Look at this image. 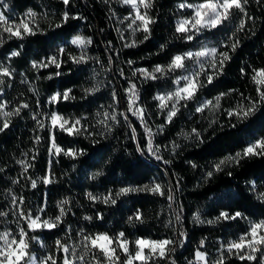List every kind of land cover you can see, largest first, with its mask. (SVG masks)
Returning <instances> with one entry per match:
<instances>
[{
  "label": "trees",
  "instance_id": "16d2710c",
  "mask_svg": "<svg viewBox=\"0 0 264 264\" xmlns=\"http://www.w3.org/2000/svg\"><path fill=\"white\" fill-rule=\"evenodd\" d=\"M6 2L10 6L6 15L17 21L25 17L29 10L34 12L37 31L23 40L9 39L4 34V42L0 46V61L14 69L13 78H5V84L0 86V102H7L6 111L13 110L22 102L30 105L19 116L11 117L9 129L0 133V211L8 213L7 216H0V231H18L12 195L24 197L25 212L31 210L35 213L40 206H45V211L41 213L43 219L58 215V202L67 199L69 204L64 205L68 210L63 218L64 223L56 229L30 233L40 236L45 245L41 248L39 244H32L30 251L38 256L51 253L60 264L64 253L57 252L55 241L59 238L64 244L74 246L80 240L76 233L83 228L86 233L107 232L109 235L124 231L130 241L137 236L177 241L171 257L176 264H188L189 260H193L203 239L205 245L201 250L208 254L209 264H215L219 259L217 250L221 242L238 238L247 231L250 221L264 220V201L257 199L256 195V192H264V157L253 156L240 160L239 164H225L221 171L213 168L221 159L235 156L249 142L264 137V105L243 122L235 117L229 118L226 111L235 108L242 96L258 99L250 77L253 68H264V2L248 0L245 9L254 19L244 17L246 27L237 33L240 44L234 52L220 48V43L227 40L239 24L243 14L238 11L233 12L232 22L205 31L198 40L186 43L175 34L176 20L191 15L190 10L177 8L182 0H154L148 12L155 23L151 25V33L146 41L142 31L132 37L125 23H120L128 11L116 0H71L68 7L62 0ZM189 2L198 3L199 0ZM64 11L82 19H70L57 28L56 24L61 23ZM117 29L123 32L124 40ZM77 34L92 38V44L86 49L92 59L87 63L74 64L69 59V54H80V50L70 44ZM133 38L137 40V46L125 48L123 45ZM162 44L166 45L164 50H161ZM202 45L228 51L231 59L212 84L200 89L196 101L181 107L173 122L167 124L163 132H157V126L163 123L164 116L159 114L153 97L172 90L175 87L172 79L183 73L177 70L174 75L170 74V78L142 80L132 76L133 69L146 68L151 71L157 64L167 65L173 55L199 50ZM61 46H66L67 51L62 57L64 63L60 69L54 65L39 70L32 67L33 61L40 62L45 57L58 54ZM13 50H18L20 54L10 61L5 59ZM129 60L134 64L129 65ZM188 63L191 65L190 61ZM242 68L244 74L241 73ZM121 70L124 77L120 75ZM56 72L61 75H55ZM129 80L137 84L140 94L138 103L145 109V120L153 132H157L153 143L160 148L157 155L162 157L161 161L147 151L144 154L137 151L138 144L142 148L146 146L147 137L140 120L127 112L125 89ZM96 84L101 85L98 92L85 93L86 88ZM67 89H72L71 96L74 98L48 105V98L52 94L63 93ZM113 89L118 93V103L112 100ZM220 93L227 95L220 100L219 109H208L203 114L195 112L198 100L213 99ZM37 101L43 105L42 111L45 113L51 110L65 117L86 118L82 124L95 135L69 136L55 130L56 142L61 147L83 150V155H78L76 159L49 155L48 128L38 129L31 118L33 111H41L36 107ZM113 107L118 114V123L109 120L112 125L109 132L98 120L103 119L104 111L111 112ZM97 112L101 115L97 116ZM119 113H125L128 121L125 122ZM194 127L201 133L198 139H184L179 135L181 130L190 133ZM133 128L136 130L135 140L132 139ZM36 136L41 137L39 143L35 142ZM173 141L179 147L173 149ZM19 160L33 165L27 174L17 163ZM193 164L196 166L193 167ZM98 170H102L103 174L92 179L93 173ZM49 171L54 182L47 186L38 183L33 189L28 177H43ZM209 171L213 172L211 177L207 175ZM13 180L19 182L14 184ZM153 181L164 186V196L133 192L119 197L116 205L94 203L87 196L91 193L102 197L109 190L115 193L121 187L150 185ZM177 182L179 187L172 192L174 200L170 202L169 187H175ZM137 209L143 213L144 222L132 226L128 223V217ZM222 210L232 213L239 211L244 218L207 223L215 220ZM177 212L181 215L179 223L175 220ZM98 213L103 214V219L96 218ZM197 215L204 223L196 222ZM84 216H92L93 219L87 221L83 219ZM19 225L27 227L23 221H19ZM179 232L186 233V238L179 237ZM180 239H184L182 246ZM80 251L82 249L77 250L78 253ZM87 259L90 264V257ZM147 264H170V261L149 260ZM225 264L249 262H242L233 255L225 258Z\"/></svg>",
  "mask_w": 264,
  "mask_h": 264
},
{
  "label": "snow or ice",
  "instance_id": "6c2138e0",
  "mask_svg": "<svg viewBox=\"0 0 264 264\" xmlns=\"http://www.w3.org/2000/svg\"><path fill=\"white\" fill-rule=\"evenodd\" d=\"M107 2V0H105ZM264 2V0H258V3ZM62 3L68 7L71 0H62ZM121 6H128L130 11L124 16L120 23L123 24L128 21L127 28L131 30L132 37L136 36L137 32H143L144 40H148L151 33V25L155 23L152 17L149 15L148 10L153 7L154 0H119ZM248 0H199L198 3H191L189 0H182L177 5L179 10H191V15L182 16L176 20L175 34L179 39L184 42H194L198 40L205 31H212L225 24V22H232V16L234 11H238L243 14L239 19V24L236 26L235 31L228 37L227 40L221 41L220 48H227L231 51H235L239 46L240 41L237 39V33L244 31L246 27V20H253L254 18L246 12L245 5ZM9 4L6 0H0V46H2L4 40L3 35L7 34L8 38H16L23 40L26 36H32L36 34L37 27L34 23L35 13L31 10L28 11L25 17L18 21L6 15V11L9 10ZM115 15V13H112ZM70 19H82V17L70 16L68 11H64L61 14V23L56 24L57 28H60L62 24H66ZM120 33V38L125 39L123 32L117 29ZM254 34V33H253ZM91 37H85L77 34L72 37L70 44L80 50L78 56L69 54V59L74 64L87 63L92 57L87 55L86 49L92 44ZM143 43V41H139ZM125 48L136 47L137 40L132 39L131 42H126L123 45ZM112 45L109 42V49ZM161 50H164L166 45L162 44ZM66 46H61L58 49V54H53L45 57L44 60L32 62L34 69L48 68L55 66L57 69L62 67L64 63L62 57L66 53ZM20 53L18 50H13L5 58L11 60V58L18 56ZM231 59L228 51H220L217 47H208L202 45L199 50H188L180 54L173 55L167 65L157 64L149 71L146 68H135L132 71L133 77H138L142 80H158L163 78H170V74H175L177 70L182 71V75H176L172 79V84L175 87L167 92L157 93L153 100L157 101V109L160 115L164 116L162 124L157 126V132H163L164 127L167 124L173 122L174 117L180 112L181 107H187L189 102L196 101L197 95L201 88L206 87L207 84H212L214 79L219 74H222L225 64ZM191 62V65L188 62ZM99 62V61H97ZM111 63V58L109 60ZM129 65L134 64V61H127ZM241 73L244 74L245 70L242 68ZM14 69L10 67V64H5L4 61H0V86L5 84V78H13ZM55 75H61L60 72H56ZM121 77H124L123 70L120 72ZM51 77H49L50 79ZM251 81L255 85V90L258 99H252L251 97H243L235 108L227 109V115L229 118L235 117L237 121L243 122L249 117L253 116L258 108L264 105V68H253ZM206 81V82H205ZM24 83V81H22ZM101 88L100 84L93 85L90 88L85 89L86 94H94ZM34 91V90H33ZM2 92V88H0ZM72 89H67L63 93L56 92L48 98V105L58 104L61 100H69L74 97L71 96ZM127 95V112L132 113L140 120L141 127L144 129V134L147 137V144L145 147L137 145V151L144 154L145 151L151 156H154L156 160L161 161L162 157L157 155L160 151L158 145L153 143V138L157 132L148 126L145 120V109L138 103L140 100V94L137 88V84L132 80L128 81V87L125 89ZM226 93H220L213 99L200 100L195 108L196 113L203 114L208 109H219L220 100ZM112 100L114 103H118V93L115 89L112 90ZM246 101V102H245ZM37 109L41 111H33L32 119L35 121L36 126L40 130L48 128L50 146L48 152L50 156H67L72 159H76L78 155H83V150H76L74 148L64 149L56 142L55 130L67 133L69 136H76L81 134H87L88 136L95 135V133L89 132L87 127L82 124V120L85 117H65L58 111L43 112V105L37 101ZM112 107V106H110ZM7 102H0V133L9 129L11 123V117L19 116L24 109H29L30 105L27 102L20 103L11 111H6ZM101 113L97 112V116ZM124 117L125 122L128 121V116L125 113H119ZM43 117V119L41 118ZM109 120L113 123H118V114L113 107L111 112L104 111L103 119L98 120V123L103 124L107 131L112 130V125L109 124ZM47 121V123H46ZM215 123V121H212ZM235 127V125H232ZM184 139L190 137L199 138L201 133L194 127L191 132L181 133ZM41 137L36 136L35 142L39 143ZM132 139H136V130L132 129ZM173 149L179 147L173 141ZM253 156L264 157V137L258 138L252 142H249L237 152L235 156H228L221 159L218 163L213 165L215 171H221L225 164L235 162L239 164L240 160ZM35 159V156L32 157ZM165 164L170 161H163ZM21 165L24 174H27L28 169L33 165L27 163L24 160L17 161ZM193 167L196 165L193 164ZM102 170H98L93 173L92 179L102 175ZM231 174V173H229ZM209 177L213 175L212 171L207 174ZM31 183V187L35 189L38 183H43L47 186L54 182L51 172L43 177H37L32 179L28 177ZM18 180H13L12 183H18ZM179 187V183L175 187L170 186L168 191V200L171 202L174 200L172 192L175 188ZM253 191L256 192L253 185ZM133 192H149L153 195L164 196V186L161 183L153 181L150 185L143 186H125L121 187L117 192L113 193L112 190L104 196H96L88 193V198L95 202H102L105 205H116L117 200L121 196H126ZM257 199L264 201V192H256ZM46 201V195H45ZM11 203L16 207L14 215L17 216L18 231L13 232L9 229L0 231V264H58L57 258L48 253L46 255L38 256L35 252L30 251L33 243L39 244L41 248L45 245L40 236L30 235V233H37L43 230H52L58 228L64 223V217L67 211L64 205L69 204V200L64 199L57 204L59 209L58 215L54 218L49 217L43 219L41 213L45 211V206H40L35 213L28 210L24 211L23 205L25 203L24 197L12 195ZM172 207V204H169ZM8 213L0 211V216H7ZM97 219H103V214L98 213ZM237 218L243 219L244 216L241 212H228L220 211L215 220H209L207 223L212 224L223 220H235ZM84 220L91 221L92 216H84ZM176 222L181 221V215L179 212L175 214ZM196 222L204 223L197 215L195 217ZM19 221H23L27 227L19 225ZM144 217L140 209H137L132 215L128 217V223L135 226L136 223H143ZM80 240L74 246L64 244L61 239L55 241L57 252H63L64 257L60 264H89L87 258L90 257V264H147L149 260L153 261H170V264H176L173 260L172 254L175 252L174 245L177 241L171 239H151L148 237L137 236L134 240H129L124 231H120L115 235H109L107 232L86 233L81 228L77 233ZM179 237L186 238V233L179 232ZM180 245L184 243V239H180ZM205 241H200V246L197 248L194 254V259L189 260L188 264H209L208 254L201 249L204 248ZM78 249H82L79 253ZM219 253V259L215 264H225V258L230 256H236L242 262H249V264H264V220L250 221L248 230L242 233L238 239L228 240L226 243L221 242L220 248L217 250ZM122 254V255H121Z\"/></svg>",
  "mask_w": 264,
  "mask_h": 264
},
{
  "label": "rangeland",
  "instance_id": "374dc122",
  "mask_svg": "<svg viewBox=\"0 0 264 264\" xmlns=\"http://www.w3.org/2000/svg\"><path fill=\"white\" fill-rule=\"evenodd\" d=\"M117 1V3L119 4V5H121L120 3H119V0H116ZM123 7H125L126 9H127V11L129 12L130 11V8L128 7V6H123ZM191 11V10H190ZM128 12H127V14H128ZM126 14V15H127ZM125 15V16H126ZM125 23V27H126V29H128L127 28V23H128V21H125L124 22ZM129 30V29H128ZM129 31H131V30H129ZM156 95V94H155ZM200 100H204V99H200ZM200 100H198L197 102H196V104H195V108H196V105H197V103L200 101ZM156 103H158L157 101H156ZM248 227H249V224H248ZM247 230H248V228H247ZM236 239H238V238H236Z\"/></svg>",
  "mask_w": 264,
  "mask_h": 264
}]
</instances>
